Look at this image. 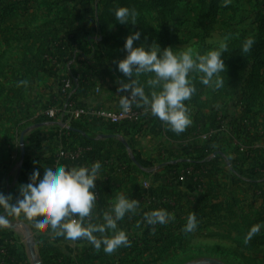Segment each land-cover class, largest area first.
Listing matches in <instances>:
<instances>
[{"label":"rangeland","instance_id":"rangeland-1","mask_svg":"<svg viewBox=\"0 0 264 264\" xmlns=\"http://www.w3.org/2000/svg\"><path fill=\"white\" fill-rule=\"evenodd\" d=\"M121 6L136 10L135 24L115 20L114 12ZM134 31L141 33L134 47L158 45L176 52L191 47L194 53L203 54L227 39L226 68L221 73L225 83L214 90L200 83V73H190L197 88L186 101L192 124L179 134L169 128L134 141L119 130L124 137L118 139L136 147L137 153L126 146L116 147L120 154L105 158L101 174L124 175L130 158L136 156L142 165L154 166L151 176L136 167L139 191L144 179L150 181L148 190L166 196L173 215L200 203L207 211L192 232L166 234L157 229L162 225H149L140 235L130 237L131 246H137L135 252L125 247L103 261L92 250L82 255L92 260L78 256L76 264H264V228L245 242L251 225L264 224V0H230L227 5L224 0H0V165H12L10 180L22 159V147L31 153L29 162L44 161L54 154L39 152L54 145L46 136L54 138L55 129L45 124L56 120L46 112L52 107L49 90L59 65L46 67L49 52L80 56L79 68L86 59L93 67L91 82L100 88L91 93L107 102L118 101L126 93H118V82L135 78L125 76L116 64L127 55L125 38ZM72 33L79 34L82 43L71 42ZM249 37L255 43L242 56V41ZM58 42H64L60 50ZM151 75L139 77L146 92ZM97 131L90 136H97ZM205 134L210 138L205 139ZM170 155L181 158L180 169L192 166L198 170L184 183L169 180L167 195L162 187L164 174L156 177L155 170ZM116 189L114 200L116 193H125L124 187ZM141 208L139 204L136 211Z\"/></svg>","mask_w":264,"mask_h":264},{"label":"clouds","instance_id":"clouds-1","mask_svg":"<svg viewBox=\"0 0 264 264\" xmlns=\"http://www.w3.org/2000/svg\"><path fill=\"white\" fill-rule=\"evenodd\" d=\"M230 0H224L227 5ZM115 20L127 25L135 24L136 10L127 6L118 7L114 12ZM140 31L131 32L126 38L124 48L127 55L116 61L118 70L128 77H135L130 82H118V93L130 90V95L119 96V106L123 113L131 111L135 105L150 111L171 131L179 134L192 124L189 101L197 88L190 79V73H200V83L204 86L220 89L224 86V54L228 51L227 39L203 54L194 53L189 47L176 52L172 47L162 50L158 45L134 47V40H139ZM255 40L251 37L242 41L240 53H249ZM159 53V55H158ZM152 74L146 84L139 77ZM20 83H26L21 81ZM102 164L96 160L90 164L66 165L54 163L40 171L34 170L27 183L19 185V196L13 203V195L0 192V229L10 226V217H20L31 221L35 227L49 228L56 237L77 241L87 240L97 251L103 248L111 254L121 246L130 247L131 241L118 222L126 214L134 213L139 201L122 192L116 193L109 211L101 217L94 215L96 207V180L101 178ZM174 215L166 209L157 208L144 213L148 225L166 224ZM95 221V222H94ZM196 215L191 213L183 227L184 232L197 228ZM264 228L256 223L248 229L245 242L252 240ZM109 233H111L109 235ZM99 234V235H97Z\"/></svg>","mask_w":264,"mask_h":264},{"label":"crops","instance_id":"crops-1","mask_svg":"<svg viewBox=\"0 0 264 264\" xmlns=\"http://www.w3.org/2000/svg\"><path fill=\"white\" fill-rule=\"evenodd\" d=\"M68 59V62L66 63V60ZM63 67L64 70H60L59 68ZM77 72H75V70ZM54 76H55V82L52 88H50L51 92V101L52 107L50 109H56L57 117L56 116H50L48 112H46V115L49 119H56V120H48L49 124L48 127L54 128V138L50 137V135L46 136L48 139H52L54 145L51 147H43L42 149H39V152L41 151L42 154H46V152L52 151L54 152L52 157L47 158V160H40L39 162H35L32 160V162L28 161L29 155L31 153L29 152L28 148H26V157L24 160H20L19 164L16 165V168H14V177L9 180V172L10 167H5V173H6V179H4L3 186L1 187L0 192H4L6 195L11 193L13 195V203H15L16 196L18 194V188L20 184L27 183L29 181L30 175L33 173L34 170H39L41 173V177L43 175L44 167H47L48 165L54 164V163H63L69 166L72 165H78L74 162H67L62 160L60 157H58V151L59 148H56V141L58 139H62L66 135H70L68 130L73 131H80L85 133L88 137L92 139H99V140H107L109 143H112V146L116 150V155L120 154L117 152L118 149H123L119 145V143H124L128 150L135 151L134 153H137L136 147L131 146L129 144H126L124 141L119 140L118 138L129 136L131 138V135L128 133H124L120 131L122 134H119V129L115 128L112 125H102L97 124L94 122L86 120H78L72 116V110L74 106H88V107H96V106H114L117 104L118 101L113 102H107L104 98H101L99 96H95L91 93V90L88 92H83L81 82L82 74L80 72L82 71L81 68L77 66V63L75 62V58L73 56H68L64 61L59 64L58 67L54 68ZM74 75V78L70 79V84L67 83L65 80L67 77L64 75ZM79 74V75H78ZM73 82V85H72ZM75 82V83H74ZM76 85V86H75ZM97 95V94H96ZM49 103V104H50ZM106 104V105H105ZM49 109V110H50ZM56 117V118H55ZM54 122V124H53ZM52 125V126H51ZM58 126V128H57ZM146 126L145 125L141 131V133L134 135V137L131 139V141H134L136 139L142 138L144 136H148L150 133H146ZM107 128H113V132H107ZM98 130V131H97ZM101 130V132H100ZM97 131V136L93 137L90 136L92 132ZM27 135V134H26ZM58 137V138H57ZM136 138V139H135ZM25 144L27 145L26 139ZM38 147V145H36ZM118 149H117V148ZM172 152V151H171ZM118 153V154H117ZM115 155V156H116ZM114 156V157H115ZM135 157H131L130 160H135ZM179 156H166V161L161 164L160 167H156V177L160 176V172L164 174V181L163 186L166 192V194H169V188L167 185H171L172 183L169 181H173V178L171 176V172L166 170V166L170 162H179L180 161ZM92 163V162H91ZM90 164V162H89ZM137 165V168L142 173L148 174L149 176L154 174V166L151 163H148L146 165H142L141 162ZM137 168L134 166H128V169L125 171H122V174L126 172L124 175H119L118 177L111 175H102L101 172H103V168H101V178H98L96 180V186L99 188H102L104 186H107L108 184L113 185L110 189V195L108 196V199L106 200L105 204L101 205L96 203V207L94 209V215L96 217H101L102 214L105 211H109L111 208V204L114 201V194L117 190L116 188H125V193L130 198H135L139 201V204L143 206V209L137 210L134 213L126 214L123 220L118 222L119 228L126 231L128 238L135 237L136 235H140L143 233V229L147 228L149 225L144 220V213L150 212L153 209L157 208H163L166 209L169 213L170 208L168 207L167 203L162 200V197L160 195L156 194L158 190L152 191L148 190L150 187V181L143 180V182L140 184V187L142 188V191H139L137 180L135 181L136 186L133 187V190H131V186H128L129 184L132 185L130 182L132 178L137 177ZM126 176V177H125ZM114 179V180H113ZM113 180V181H112ZM118 182V187H115V184ZM147 182L149 184V187L146 188L144 186V183ZM108 183V184H107ZM133 191V194H131ZM170 203V202H169ZM171 210H174L171 208ZM186 211L185 208H182L177 211V214L174 215V219L181 215L182 212ZM171 221V220H170ZM95 222V221H94ZM152 228L153 225H151ZM157 226V225H156ZM8 234L14 238V244L19 247L20 251L23 252L25 257V264H32L33 263V253L35 254V257L37 259L41 260L40 256V248L43 244H50L54 247H56L58 250L63 251L67 258L71 260L72 264H76V259L78 256L87 255L88 252H91L92 250H96L87 240L80 239L77 241H72L65 239L64 237H56L51 232L49 228H34L32 226L31 221L26 220V218L21 215L20 217H10V226L7 228L0 229V234ZM111 233H109L110 235ZM43 235L44 238H40V236ZM99 235V234H97ZM134 240V239H133ZM133 243V241H131ZM103 249V248H102ZM125 247L121 249V251H125ZM119 249L114 251L111 254H106L105 252L100 255V258H102L103 261H106L109 259L110 255H114L116 253L118 255ZM128 252H130V249H128ZM38 254V255H36ZM115 256V255H114ZM108 257V258H107ZM116 259V257H113ZM0 264H2V260L0 258Z\"/></svg>","mask_w":264,"mask_h":264},{"label":"trees","instance_id":"trees-1","mask_svg":"<svg viewBox=\"0 0 264 264\" xmlns=\"http://www.w3.org/2000/svg\"><path fill=\"white\" fill-rule=\"evenodd\" d=\"M217 1V0H216ZM200 2L202 3H206V0H200ZM72 35L70 37V39L72 40L71 42L73 43H77L80 44L82 43V38H79L78 35L79 34H70ZM63 43V44H62ZM64 42H58L57 43V47L58 50H60V48H63L64 46ZM66 45V43H65ZM49 54H53V56H55V58L58 60V64H61L62 61H64L67 57V54H54L53 52H49ZM80 56L76 55L75 62L78 64V60ZM83 63L81 64V74L84 77V79L82 78L81 85H82V90L83 92H88L89 90L94 91L95 85L92 84L91 82V76H90V72L93 70L91 63L87 62L86 59L82 61ZM85 70V71H84ZM84 71V72H83ZM86 73V74H84ZM67 78L65 79L67 81L68 84H70V79L74 78V75H68L66 76ZM72 77V78H71ZM76 86V85H75ZM146 126V133H157V132H164L167 131V129H169V127L166 125L164 129L159 130L157 127L160 125V122L157 118L154 117H150L149 118V122L145 123V124H138V125H130L128 122H124L123 124H120L119 126H114L115 128L119 129L120 131L124 132V133H128L129 135H131V139L134 137V135L141 133L143 127ZM70 135H66L65 137H63L62 139H58L56 141V148H60L63 147L65 149L71 148L72 146L76 145L77 143H86V144H90L91 146H93V148L95 149V155L90 157V161L94 162L96 160H100L101 163H103L105 161V158L107 156H115L116 154V150L114 149V147L112 146V143H109L107 140H99V139H92L90 137H88L85 133L80 132V131H73V130H68ZM119 145L121 146V148H125V144L124 143H119ZM204 150L206 149L203 148ZM26 157V156H25ZM140 163L139 158H135V160H130L129 162V166H134L137 167L136 164ZM196 163V162H195ZM180 163L179 162H170L167 164L166 166V170L169 172H172L176 169H180ZM2 172H4V174H2ZM5 167L3 168V166L0 165V190L1 187L3 186L4 183V179H6V173H5ZM114 180V179H113ZM112 180V181H113ZM136 177L132 178L130 182H132V186L135 187L136 186ZM114 185V184H113ZM113 185L108 184L107 186H104L102 188H100V200H99V204L103 205L105 204L106 200L108 199V196L110 195V189L113 187ZM133 187H131V190H133ZM19 196V191L16 197ZM199 202V200H198ZM204 205V204H203ZM202 203L199 204V206L197 208H193L192 210H186L184 212L181 213L180 216H178L177 218L173 219L172 221H169L166 224H163L161 227V230H159L160 228L157 227L158 231H161L162 233H166L168 234V232H172L173 230H183L184 225L186 224L187 221V217L189 214L194 213L196 215V218H200L201 216L206 215V211L205 207H203ZM209 213V212H207ZM201 215V216H200ZM27 220V219H26ZM32 223V222H31ZM32 226L34 228H37L33 225ZM40 238H44L43 235L40 236ZM134 243V242H133ZM131 242V245L133 244ZM124 246H121L119 249L118 254L121 252V249ZM128 249H130L131 252H135L137 246H130V247H126ZM10 251L13 252L21 261L22 264H25V257L22 251H20L19 247H17L14 243H12L10 245ZM98 253L97 257L100 258V255H102L104 253L103 249L101 248V250L97 251ZM40 256H41V260L43 261L44 264H60L56 261V258H60L62 260L63 263L65 264H72L71 260H69L66 256V254L63 251L58 250L56 247L50 245V244H43L42 247L40 248ZM3 257L4 258V254H2L0 252V258ZM82 260L88 261L92 260V257L89 256L87 259L84 258L82 256Z\"/></svg>","mask_w":264,"mask_h":264},{"label":"built area","instance_id":"built-area-1","mask_svg":"<svg viewBox=\"0 0 264 264\" xmlns=\"http://www.w3.org/2000/svg\"><path fill=\"white\" fill-rule=\"evenodd\" d=\"M46 67L48 65H59L58 60L53 56V54H48L45 58ZM100 91L99 87L94 88V93H98ZM125 95H130V90L125 93ZM50 116H56L58 110L51 109L49 110ZM72 116L78 120H86L88 119L91 122L102 124V125H112L119 126L124 122H128L130 125H138L145 124L149 122L150 117H154L151 115L150 111L145 110L144 108H137L135 105L132 107L131 111L128 113H123L120 106L119 100L114 106H96V107H88V106H74L72 110ZM156 118V117H154ZM158 119V118H157ZM159 120V119H158ZM160 125L157 127L159 130L165 128V124L160 121ZM205 139H209L210 135L205 134L203 136ZM95 155V149L90 144L86 143H77L71 148L65 149L63 147L59 148L58 157L67 162H74L78 165L80 164H89L90 157ZM80 162H79V161ZM100 161V160H99ZM198 169L193 168L192 166H187L186 168L176 169L172 171L171 176L177 182L184 183L188 178L195 176V173ZM146 188L149 187L147 182L144 183ZM100 188L96 186V194L97 201L100 198ZM162 200L169 203V199L164 196ZM14 243V238L8 234H0V252L4 254V258L1 257L2 264H22L19 258L10 251V245ZM56 261L60 264H65L62 262L60 258H56Z\"/></svg>","mask_w":264,"mask_h":264},{"label":"water","instance_id":"water-1","mask_svg":"<svg viewBox=\"0 0 264 264\" xmlns=\"http://www.w3.org/2000/svg\"><path fill=\"white\" fill-rule=\"evenodd\" d=\"M21 144H24V133L21 136ZM25 158V148L22 147V160H24ZM33 263L32 264H43L42 261L40 259H37L35 257V254L33 253Z\"/></svg>","mask_w":264,"mask_h":264}]
</instances>
